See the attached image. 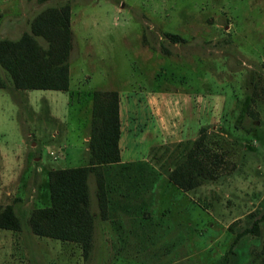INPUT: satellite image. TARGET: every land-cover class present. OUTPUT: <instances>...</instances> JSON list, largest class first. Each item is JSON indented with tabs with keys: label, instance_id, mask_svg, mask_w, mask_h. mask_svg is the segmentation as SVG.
<instances>
[{
	"label": "rangeland",
	"instance_id": "rangeland-1",
	"mask_svg": "<svg viewBox=\"0 0 264 264\" xmlns=\"http://www.w3.org/2000/svg\"><path fill=\"white\" fill-rule=\"evenodd\" d=\"M66 2L68 89L18 88L0 67V204L12 203L21 222L0 228V264H262L264 218L259 233L232 242L264 211V0H0V38H18L38 11ZM95 89L118 90L127 115L131 99L140 104L151 92L201 95V126L224 142L217 179L187 191L171 181L148 188L145 209L171 215L153 248L84 254L79 243L29 226L34 206L48 202V168L88 159L83 133ZM134 143L140 157L149 140ZM176 143L150 149L159 177Z\"/></svg>",
	"mask_w": 264,
	"mask_h": 264
},
{
	"label": "trees",
	"instance_id": "trees-1",
	"mask_svg": "<svg viewBox=\"0 0 264 264\" xmlns=\"http://www.w3.org/2000/svg\"><path fill=\"white\" fill-rule=\"evenodd\" d=\"M166 35L173 41L181 38L177 33L167 32ZM71 47V5L68 2L50 5L32 17L29 29L18 38H0V67L9 72L15 87L66 90ZM5 84L0 72V86ZM119 136L118 91L95 89L88 159L83 165L48 170V203L34 206L28 218L33 233L77 242L84 254L89 252L94 226L88 185L90 174H94L101 211L109 205L133 211L146 208L145 193L157 183L161 170L153 166L146 168L138 161L121 162ZM223 143L201 126L196 137L177 142L168 155L169 161L164 167L167 178L184 191L205 180L217 179L225 163ZM113 162L120 164L121 178L117 181L107 178ZM263 218L264 211L250 227L236 233L232 244L246 231L259 233V221ZM0 228L21 229L12 203L0 204ZM232 247L228 252L233 251ZM261 253L264 264V240Z\"/></svg>",
	"mask_w": 264,
	"mask_h": 264
},
{
	"label": "crops",
	"instance_id": "crops-1",
	"mask_svg": "<svg viewBox=\"0 0 264 264\" xmlns=\"http://www.w3.org/2000/svg\"><path fill=\"white\" fill-rule=\"evenodd\" d=\"M123 100L124 97L119 93L120 136L118 145L121 162L138 161L146 168L153 166L159 169L157 164L150 162V149L155 145L194 138L198 128L203 123V96L198 94L192 95L188 92L172 93L167 90L160 93L151 92L143 98L140 104L135 102L136 98L134 97L130 100L131 114L128 115L124 110ZM139 120L147 123L142 131L137 130L138 125L136 124ZM149 120L152 122L149 123ZM87 122L88 125L83 133V139L88 142L91 117ZM140 139L144 142L148 139L149 143L146 145L143 154L137 157L134 148L130 147L129 143L133 144L135 142L134 144L137 146V141L139 142ZM86 150H88V146H86ZM119 165L118 162H113L109 168L107 178L113 181L121 178ZM90 180H93L94 183L92 190H89L91 193L90 209L94 216L91 250L149 249L153 248L156 242L162 241L163 237L155 240L154 233L156 231L164 233L166 229L169 230V219L167 222H163V219L171 218L170 211L164 209L133 211L112 208L110 205L107 206V209L101 211L96 196L97 187L94 174L88 176V181ZM169 182L170 180L167 177L160 176L154 185V189H156V185L161 187ZM145 195H148V191ZM63 241L72 242L69 240Z\"/></svg>",
	"mask_w": 264,
	"mask_h": 264
}]
</instances>
